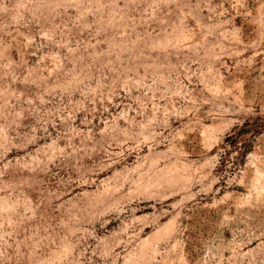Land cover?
<instances>
[{
  "label": "rangeland",
  "instance_id": "obj_1",
  "mask_svg": "<svg viewBox=\"0 0 264 264\" xmlns=\"http://www.w3.org/2000/svg\"><path fill=\"white\" fill-rule=\"evenodd\" d=\"M0 264H264V0H0Z\"/></svg>",
  "mask_w": 264,
  "mask_h": 264
}]
</instances>
